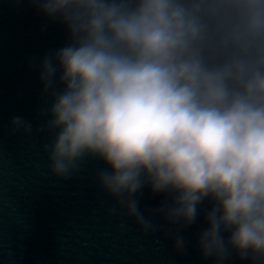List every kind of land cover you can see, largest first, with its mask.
<instances>
[{
  "label": "clouds",
  "instance_id": "1",
  "mask_svg": "<svg viewBox=\"0 0 264 264\" xmlns=\"http://www.w3.org/2000/svg\"><path fill=\"white\" fill-rule=\"evenodd\" d=\"M31 3L68 36L39 65L52 103L35 134L51 138L50 175L101 161L110 213L142 234L184 255L202 213L204 261L264 264V0ZM10 125L34 132L19 116ZM145 188L159 206L141 207Z\"/></svg>",
  "mask_w": 264,
  "mask_h": 264
}]
</instances>
